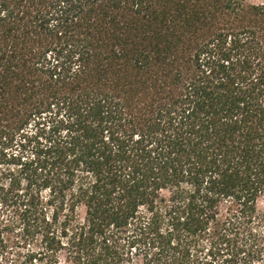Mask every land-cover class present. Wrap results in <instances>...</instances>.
Segmentation results:
<instances>
[{"label": "trees", "instance_id": "16d2710c", "mask_svg": "<svg viewBox=\"0 0 264 264\" xmlns=\"http://www.w3.org/2000/svg\"><path fill=\"white\" fill-rule=\"evenodd\" d=\"M0 264H264V0H0Z\"/></svg>", "mask_w": 264, "mask_h": 264}, {"label": "rangeland", "instance_id": "374dc122", "mask_svg": "<svg viewBox=\"0 0 264 264\" xmlns=\"http://www.w3.org/2000/svg\"><path fill=\"white\" fill-rule=\"evenodd\" d=\"M248 2H250V3H260V2H262V0H248Z\"/></svg>", "mask_w": 264, "mask_h": 264}]
</instances>
